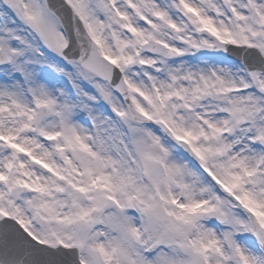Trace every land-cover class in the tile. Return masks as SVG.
Masks as SVG:
<instances>
[{
	"label": "snow or ice",
	"instance_id": "1",
	"mask_svg": "<svg viewBox=\"0 0 264 264\" xmlns=\"http://www.w3.org/2000/svg\"><path fill=\"white\" fill-rule=\"evenodd\" d=\"M0 264H264V0H0Z\"/></svg>",
	"mask_w": 264,
	"mask_h": 264
}]
</instances>
